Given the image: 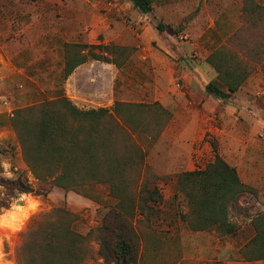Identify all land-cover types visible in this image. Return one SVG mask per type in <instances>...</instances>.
Instances as JSON below:
<instances>
[{"label": "rangeland", "instance_id": "374dc122", "mask_svg": "<svg viewBox=\"0 0 264 264\" xmlns=\"http://www.w3.org/2000/svg\"><path fill=\"white\" fill-rule=\"evenodd\" d=\"M76 42L108 46L95 52L120 65L91 59L65 78L66 44ZM221 47L249 72L228 99L214 98L206 89L214 81L227 90L207 62ZM194 68L198 72L190 73ZM193 86L205 102L194 105L195 115L182 105L192 97ZM60 95L84 109L112 107L116 101L175 103V121L157 139L142 142L150 170L169 177L159 182L165 198L173 194L179 172L205 168L214 160L213 141L256 190L245 193L241 210L231 214L240 227L235 235L194 231L180 220L167 234L141 225L135 264H264V259L245 260L241 253L255 233L252 217L264 211V0H154L148 14L129 0H0V162L12 165L11 180L32 184L30 193L40 201L27 221H17L24 224L22 230L0 231L10 236L3 247L9 264H18L23 234L39 215L65 206L78 215L76 228L86 234L115 202L102 185L81 192L53 186L44 194L49 185L35 178L26 163L13 125L15 111ZM0 186V209H11L14 201L25 204L17 199L25 192ZM90 243L96 257L87 264H96L103 260L96 252L99 243Z\"/></svg>", "mask_w": 264, "mask_h": 264}, {"label": "trees", "instance_id": "16d2710c", "mask_svg": "<svg viewBox=\"0 0 264 264\" xmlns=\"http://www.w3.org/2000/svg\"><path fill=\"white\" fill-rule=\"evenodd\" d=\"M129 1L142 14L153 10L154 0ZM157 27L163 30L165 25L160 22ZM95 48L109 47L66 44L65 78L91 59L120 65L104 52H95ZM207 62L215 67L227 89L208 82L207 91L217 99L230 98L249 75L224 47L211 53ZM172 117L160 101H116L112 107L84 109L66 95L17 109L13 125L26 163L35 178L49 185L44 194L53 186L81 192L84 187L102 185L115 200L102 213L101 223L86 234L76 228L78 215L65 206L39 215L23 234L17 263L87 264L96 257L90 243L95 239L99 243L96 252L103 259L96 264H135L141 237L138 228L146 225L167 234L178 220L186 221L194 231L215 229L225 235L237 234L240 227L231 221V214L241 210L240 199L245 193L255 194L256 190L223 157L216 141L212 142L214 160L205 168L179 172L174 178L173 194L165 198L159 182L169 177L150 170L142 142L157 139ZM0 184L20 192L35 191L21 178L0 176ZM251 224L255 233L241 253L248 261L263 260L264 211L253 216Z\"/></svg>", "mask_w": 264, "mask_h": 264}, {"label": "clouds", "instance_id": "9594fccd", "mask_svg": "<svg viewBox=\"0 0 264 264\" xmlns=\"http://www.w3.org/2000/svg\"><path fill=\"white\" fill-rule=\"evenodd\" d=\"M0 165L5 169L4 173H0V175L9 180L15 178L13 173L9 171L12 165L7 160L0 162ZM17 199L19 201H24L25 204L22 205L14 201L11 205V209H0V231L8 230L15 233L22 230L24 224L17 223V221H27L30 212H35L39 207V199L34 198L31 193H19ZM5 239L10 240V236H0V264H9V262L5 260V253L3 251Z\"/></svg>", "mask_w": 264, "mask_h": 264}, {"label": "crops", "instance_id": "0c3cea01", "mask_svg": "<svg viewBox=\"0 0 264 264\" xmlns=\"http://www.w3.org/2000/svg\"><path fill=\"white\" fill-rule=\"evenodd\" d=\"M193 71L198 72V69H196V68H194L193 70L190 69V73H192ZM195 79H198V77L197 78L195 77ZM189 93H190V95H192V97H186V99L183 100L182 105L185 109H190V108L193 109L194 111L193 112L191 111L190 113H191V115H195V113H197L198 110L196 107H194V105L200 104V103H205V102H203V98H200V96H199L200 94L198 93V90L194 88V86L190 89ZM163 104L173 112V119L171 120V122L169 124V126H170L176 119V115H177L175 112L176 111L175 110L176 104L173 103L172 105H170L167 102H164Z\"/></svg>", "mask_w": 264, "mask_h": 264}]
</instances>
